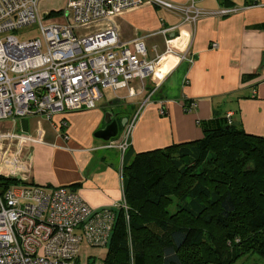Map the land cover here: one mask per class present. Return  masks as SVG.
Wrapping results in <instances>:
<instances>
[{
    "label": "crops",
    "instance_id": "1",
    "mask_svg": "<svg viewBox=\"0 0 264 264\" xmlns=\"http://www.w3.org/2000/svg\"><path fill=\"white\" fill-rule=\"evenodd\" d=\"M165 1L178 9L143 4L116 18L120 39L142 38L145 58L157 66L145 80L133 79L121 88L125 94L113 91L108 102L118 98L127 107L133 99L137 106L127 116L129 120L137 112L126 153L107 146L122 139L125 127L114 139L95 135L110 109L99 101L94 108L55 113L49 119L32 116L26 119V133L34 140L25 153L29 183L67 186L92 209L109 208L124 197V161L139 152L201 138L199 120L221 116L264 136V0ZM191 4L202 12L193 23L184 21L181 10ZM167 46L175 54L158 58ZM191 102L194 108L186 110ZM16 127L21 129V124Z\"/></svg>",
    "mask_w": 264,
    "mask_h": 264
},
{
    "label": "built area",
    "instance_id": "2",
    "mask_svg": "<svg viewBox=\"0 0 264 264\" xmlns=\"http://www.w3.org/2000/svg\"><path fill=\"white\" fill-rule=\"evenodd\" d=\"M40 1L0 0V121L12 127L0 128V264H82L81 244L107 247L116 211L127 209L125 199L113 207L92 209L67 186L29 183L25 153L34 140L14 128L28 117L49 119L55 113L94 108L103 96L101 88L116 91L133 79L153 75L157 66L145 58L143 39L121 40L116 18L143 4L178 7L165 0H66L59 12L40 14ZM181 10L189 23L202 14L192 4ZM33 25L42 39L19 40L15 32ZM166 54L175 50L167 46L158 58ZM194 106L191 102L186 110ZM136 113L122 139L110 140L108 147L124 152ZM60 125L66 126V121ZM7 178L19 182L5 185Z\"/></svg>",
    "mask_w": 264,
    "mask_h": 264
},
{
    "label": "trees",
    "instance_id": "3",
    "mask_svg": "<svg viewBox=\"0 0 264 264\" xmlns=\"http://www.w3.org/2000/svg\"><path fill=\"white\" fill-rule=\"evenodd\" d=\"M198 125L199 139L123 162L127 209L116 211L102 264H233L247 252L264 256V136L221 116Z\"/></svg>",
    "mask_w": 264,
    "mask_h": 264
},
{
    "label": "rangeland",
    "instance_id": "4",
    "mask_svg": "<svg viewBox=\"0 0 264 264\" xmlns=\"http://www.w3.org/2000/svg\"><path fill=\"white\" fill-rule=\"evenodd\" d=\"M65 2H66V0H42L38 4V10H39L40 14H43L46 11H50V10L59 12L61 9L64 8ZM15 34L19 38V40H21V41H24L27 39H32V38L42 39V36H41L38 28L35 25L29 26V27H26V26L22 27V28L18 29L15 32ZM1 36L2 35H0V38H1ZM101 92L103 93V96L99 100V103L104 104L106 107L112 108L113 110H119L120 107H121V109H123L122 113L117 115V118H118L117 120H118V125H119V132L115 136V137H117L120 135L122 129L125 127V125H122V123H121L123 118L130 115L132 110L137 106H135L133 99L127 100V102H128L127 107H124L123 103H117V104H113V106H111L110 104H108V102H109L111 96L113 95V90L110 88H101ZM115 93L119 94V95H123L126 93V90L125 89H119V90H116ZM113 107H115V108H113ZM28 118H30V117H28ZM0 128L11 129L12 127L9 123L0 121ZM14 130H19V128L15 127ZM24 153H25V151L22 152V154H24ZM106 252H107L106 247H91V246H87L85 244H81L80 250H79L80 263L85 264L87 262L89 256H91V258H90L91 261H93L95 259L102 261L105 258ZM210 264H224V263H210ZM225 264H227V263H225ZM233 264H264V256L260 255L257 252H247V253H244L240 257V259H238Z\"/></svg>",
    "mask_w": 264,
    "mask_h": 264
},
{
    "label": "water",
    "instance_id": "5",
    "mask_svg": "<svg viewBox=\"0 0 264 264\" xmlns=\"http://www.w3.org/2000/svg\"><path fill=\"white\" fill-rule=\"evenodd\" d=\"M118 98H115L111 105L113 106V104H116L118 102ZM114 108V107H113ZM119 114L118 110H113L112 108H110L109 110L105 111L104 113V123L105 126L98 130L95 135L103 140H109L113 137H115L118 133V129H119V125L117 120L115 119V117ZM128 121V118L125 117L122 120V125H126ZM21 128L23 131H27V120L23 119L21 121Z\"/></svg>",
    "mask_w": 264,
    "mask_h": 264
},
{
    "label": "flooded vegetation",
    "instance_id": "6",
    "mask_svg": "<svg viewBox=\"0 0 264 264\" xmlns=\"http://www.w3.org/2000/svg\"><path fill=\"white\" fill-rule=\"evenodd\" d=\"M122 111H123V109H121V107H120V109L118 110L119 114L122 113Z\"/></svg>",
    "mask_w": 264,
    "mask_h": 264
}]
</instances>
